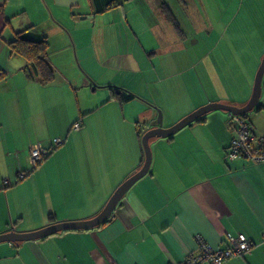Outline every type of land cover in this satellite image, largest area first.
<instances>
[{
    "label": "crops",
    "instance_id": "obj_1",
    "mask_svg": "<svg viewBox=\"0 0 264 264\" xmlns=\"http://www.w3.org/2000/svg\"><path fill=\"white\" fill-rule=\"evenodd\" d=\"M0 5V234L96 216L143 164L137 122L144 133L159 125L158 111L161 126L169 127L208 102L245 105L264 56V0H0ZM164 5L181 32L166 18ZM189 5L190 33L180 21ZM23 29L26 37L49 43L55 70L50 84L28 76L26 60L10 54L7 42ZM232 64L245 72L244 80L229 75L230 87L224 89L216 71ZM187 67L196 97L172 95L188 88L182 74L165 81L158 96L149 95L154 73L175 76ZM71 68L81 72L82 87L101 83L134 98L121 102L110 88L100 100L84 93L76 109ZM98 68L102 72L95 75ZM258 103L263 108L254 107L246 119L262 133L264 74ZM228 114L212 110L170 136L150 138L147 173L100 225L0 242V264L177 263L197 250L198 237L223 247L238 233L254 247L221 264H264V162L227 158L235 136ZM48 117L57 127L47 136L42 126ZM77 120L80 129L73 130ZM54 137L63 144L19 180L18 171L30 166V146H51Z\"/></svg>",
    "mask_w": 264,
    "mask_h": 264
},
{
    "label": "built area",
    "instance_id": "obj_2",
    "mask_svg": "<svg viewBox=\"0 0 264 264\" xmlns=\"http://www.w3.org/2000/svg\"><path fill=\"white\" fill-rule=\"evenodd\" d=\"M228 127L235 132L227 148V158H245L255 163L264 162V132L256 133L252 126L241 115L230 113L227 119ZM73 130L80 129V122L76 121L72 125ZM54 145L63 144L64 139L54 137ZM48 148L42 143H34L29 148V164L32 169H36L43 157L47 154ZM28 175V170L18 171L20 179ZM8 183V180H4ZM255 242L245 234L238 233L228 238L227 244L223 247H213L202 238L197 239V250L189 252L177 263L168 264H221L229 258L239 257L249 252L254 247Z\"/></svg>",
    "mask_w": 264,
    "mask_h": 264
},
{
    "label": "water",
    "instance_id": "obj_3",
    "mask_svg": "<svg viewBox=\"0 0 264 264\" xmlns=\"http://www.w3.org/2000/svg\"><path fill=\"white\" fill-rule=\"evenodd\" d=\"M264 74V56L260 62V65L257 69L252 94L248 102L243 106H235L222 102H208L205 105L195 109L190 112L176 123L169 127L161 126V114L158 117L159 125L156 127L150 128L145 131L141 138V143L144 152V161L141 167L135 171L133 174L128 176L124 181H122L118 187L114 190L107 203L103 207V209L94 217L85 220H75V221H63L57 222L45 227H42L33 231H24L18 232L14 230H10L0 234V242L3 241H12L18 242L23 240L37 239L43 236H47L53 233H56L61 230H70V229H88L95 226L100 225L113 211L118 201L122 198L127 189L140 177L147 173L150 163H151V148L149 144V139L152 137H164L170 136L180 130L182 127L187 124L193 122L200 116L206 114L209 111L221 109L228 111L233 114H244L251 111L258 103L260 95H261V85H262V77Z\"/></svg>",
    "mask_w": 264,
    "mask_h": 264
},
{
    "label": "rangeland",
    "instance_id": "obj_4",
    "mask_svg": "<svg viewBox=\"0 0 264 264\" xmlns=\"http://www.w3.org/2000/svg\"><path fill=\"white\" fill-rule=\"evenodd\" d=\"M192 11H193V8L189 5V7H187L185 9V14L181 15V17H180L181 23L185 27L187 26V28H189V29H187L188 33L191 32L190 31V27H191V23H190L191 15H190V13ZM169 29H170V31H173L170 26H169ZM222 66L217 68L215 76L217 77L220 74L223 77L222 79H223V82L225 83V85L223 87L224 89H225V87L227 85H229V87H230V79L226 78L229 75L235 77L238 80H241V81L244 80V73L245 72H239V71L234 70L233 69L234 68L233 64H232V66L231 65H227V66H223V67ZM228 66L229 67L231 66V67L230 68H226ZM190 67H187L186 69L182 70L181 73H178L175 76L171 75V76L168 77V76H166L165 74H162V73H154L153 80H152V82H153L152 86H151V88L147 89V92H149V95L154 94V95L158 96V92L161 89L162 85L165 83V81H167L169 83L172 82V81H175V80L177 81L179 79V75L182 74L183 82L185 81V83H187L188 88L186 89V92L184 91V93L183 92H179V89H177V92L176 93H172V95H174L175 97H177L179 99L180 98H184L185 99L188 96L196 97L199 94V90L195 86H193V84H192L193 83L192 70H191ZM222 68H224V70ZM75 69L74 68L67 69V76L69 78H71L72 83L74 84V86L78 87L76 89L77 95L73 94V96H72V107H75L77 109L78 105H82V101H81L82 99L81 98H82L84 93H85L86 97H94V98H97V100H100L101 98L105 97V94H106L107 90L111 88L110 86H105L104 87V86L100 85L101 83L99 84V83L91 82L90 83L91 86L88 85L87 87H82L83 85L81 86V83L79 81L80 77H82L80 75L81 72L79 70L75 71ZM93 70H94L93 73L95 75L102 72L99 68L98 69H93ZM256 71H257V69H256ZM222 79H221V81H222ZM106 80H107V78L103 77L102 82L106 81ZM179 82H180V80H179ZM238 83H241V82H238ZM238 83L234 82V85L237 86V85H239ZM95 88H97V90L93 91ZM205 90L208 93L214 92L212 89L205 88ZM220 90H222V89L220 88ZM200 91H202V90H200ZM159 113L161 114V122L160 123L162 124L163 115H162V113L160 111H158L156 119L158 120V117L160 115ZM247 113H250V111L247 112ZM251 113L254 114L255 112H251ZM47 124H49V125L47 126ZM42 127H43V130L45 131L44 134L48 136V134H51V133H53L56 130L57 126L55 124H53L52 120L48 117L47 120L43 119V126ZM67 130H68V128H67ZM47 144H48V142L45 143V145H47ZM46 147H49V146H46ZM18 179L20 180V178H18ZM4 185H8V183H4Z\"/></svg>",
    "mask_w": 264,
    "mask_h": 264
},
{
    "label": "trees",
    "instance_id": "obj_5",
    "mask_svg": "<svg viewBox=\"0 0 264 264\" xmlns=\"http://www.w3.org/2000/svg\"><path fill=\"white\" fill-rule=\"evenodd\" d=\"M2 10H3V6L0 5V13L2 12ZM163 11H164L168 21H170L178 31H180V27H179L175 17L173 16V14L171 13V11L168 9V7L166 5H164ZM26 30L27 29H23L21 31L16 32L15 37L12 40L7 42L8 47L10 49V54L21 56L26 60V64H25L23 70L27 73L28 76H31V77L32 76H38V78L42 84H45V85L50 84L55 77V70H54L52 64L50 63V61L48 59L49 43L47 42V40L45 38H43V39H32V38L26 37V35H25ZM3 76H4V72H0V80H1V78H3ZM111 89L113 90V95L116 96L119 100H121V102L129 101V100L134 98V94H132L131 92L126 91L124 89H121L118 87L117 88L111 87ZM255 108H256V110H260L263 108V106L260 103H257ZM240 115L247 122H249V124L251 125L250 121L248 119H246L247 113L240 114ZM203 116L204 115L200 116L199 118H197L193 122L203 121L204 120ZM77 121L80 122L79 120H77ZM136 129H137L138 135L143 134L141 132L139 122H137ZM252 129H253V126H252ZM53 147H56V145H54L53 142L51 141V146L47 147L48 152L43 157V159L50 153V151ZM41 162L39 163V165L41 164ZM24 170H28V175H29L31 172H33L35 170V168L32 169L31 166H29L28 169H24ZM6 186H9V185H5V187ZM48 216H49V219H51V220L54 219V216L52 214H49Z\"/></svg>",
    "mask_w": 264,
    "mask_h": 264
}]
</instances>
